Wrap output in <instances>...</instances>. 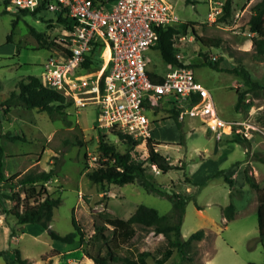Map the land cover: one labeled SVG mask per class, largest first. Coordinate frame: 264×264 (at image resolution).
<instances>
[{"label":"rangeland","instance_id":"374dc122","mask_svg":"<svg viewBox=\"0 0 264 264\" xmlns=\"http://www.w3.org/2000/svg\"><path fill=\"white\" fill-rule=\"evenodd\" d=\"M168 1L178 22L192 21L197 35L221 39L220 46L206 47L189 31L175 37L178 58L192 64L195 78L209 91L219 116L226 120H243L264 131V92L258 96L248 93L245 98L248 105L236 111L234 89L241 87L239 76L202 64L203 53L212 61L221 57L219 65L222 67H233L240 62L254 80L264 82V60H254L250 55L251 36L264 34V21L258 24L256 33L249 30L248 23L252 6L259 0H232L231 14L223 20L220 15L224 0ZM4 8L3 0H0V100L5 99L11 90H17L19 80L28 75H40L44 62L60 48L63 37H67L62 25L45 20L51 18L50 12H43L42 19L31 14L18 16L13 11L4 12ZM30 27L50 39L55 36L56 44L41 47ZM145 60L148 71L164 74L168 70L156 48L145 51ZM95 70L87 71L93 73ZM173 101V96L161 99L158 108L147 111V115L153 120L152 138L161 141L156 149L176 167L165 173L154 165L147 166V170L153 172L155 183L163 191L189 196L181 235L186 239L198 228L205 231L202 239L192 243V264L263 263L264 247L257 230L256 193L245 181L243 168L248 165L255 180L264 185V134L254 130L249 135L250 144L245 147L242 143L228 141L225 136L215 138L200 119L190 116L179 118L181 132L169 111L163 109ZM96 117L95 104L77 107L72 100L62 112L27 109L20 105L12 106L7 112L0 108L2 169L6 177L31 170H54L44 188L61 198L49 224L61 234L73 229L72 216L81 224L87 237L94 232L95 215L100 211L128 218L139 204H144L160 214L171 213L172 203L165 195L146 191L135 183H95L87 177L86 171L99 165V131L105 141L113 143L120 152L130 150L140 160L147 156L146 139H141L131 149L110 129L96 127ZM3 133L19 135L20 139L5 138ZM221 169L234 180L232 187L222 175L214 176ZM35 187L34 193H37L39 186ZM24 190L19 186L9 188L8 184H1L2 196L18 191L22 202L27 199ZM2 196L0 249L6 251L0 255V264H17L13 258L14 249L32 264H95L89 257L77 254V248H80L77 239L67 244L51 239L48 230L38 224H18L11 214L2 212L4 207L15 203L14 199ZM32 200V197L28 199L29 202ZM230 201L235 204V213L227 220L222 207ZM63 255L66 257L62 258ZM178 260L174 252L164 264H175Z\"/></svg>","mask_w":264,"mask_h":264},{"label":"trees","instance_id":"16d2710c","mask_svg":"<svg viewBox=\"0 0 264 264\" xmlns=\"http://www.w3.org/2000/svg\"><path fill=\"white\" fill-rule=\"evenodd\" d=\"M3 3L5 6L6 2L4 0ZM231 8L232 0H224L220 19L228 18L231 14ZM3 11L7 12L8 10L4 8ZM43 12L36 8L35 10L19 9L12 13L18 16L31 14L44 19L43 15H41ZM45 20L57 22L65 29H70L75 23L73 19L61 13L52 14L51 18H45ZM262 21H264V0H259L252 6V13L248 21L249 30L256 33L258 24ZM15 24L16 20L13 21V26ZM194 26L192 21H181L157 27L158 40L152 48L159 50L167 69L173 66L192 67V64H186L177 57L175 37L178 34L188 33L189 31L206 47L220 46V38L201 37L197 35ZM30 31L41 47H50L52 44H56L55 36L50 39L43 32H38L33 27H30ZM251 42L252 51L250 55L252 59L264 60V34L251 36ZM103 46V42H94L92 48L80 62L79 69L90 70L91 68H99L102 63L100 53ZM230 55L232 56L233 54L230 52ZM203 56L205 59L202 64L239 76L241 87L234 89L236 93L234 108L236 111L248 105L245 101L248 93L258 96L264 92V82L260 83L254 80L250 71L240 62L233 67H222L219 65L222 60L221 57L212 61L205 53H203ZM237 59L240 60V57H237ZM164 74H155L148 71L149 77L156 81L161 80ZM70 101L64 94L49 87L40 75H28L25 79L18 81L17 90H11L5 99L0 100V108L7 112L12 106L20 105L27 109L36 108L46 112H62V109L69 105ZM155 108H158V105ZM164 108L169 111L176 127L182 132V122L178 118L179 108H177L175 103H171ZM262 121L264 123V119ZM152 123L153 120H150V125ZM111 131L112 134L131 149L141 140L116 129H111ZM2 136L13 140L20 139L19 135H10L8 133H3ZM224 136L228 141L242 143L245 147L251 141L250 137H244L234 131L223 134L221 138ZM103 137V134L99 131L97 140L99 165L86 171L87 177L95 183L113 182L120 185L135 183L146 191L165 195L172 203L170 214H160L155 208L144 204H139L128 218L112 216L100 211L95 215L94 232L87 237L81 224L72 216L73 229L61 234L49 227L53 211L60 204L61 198L59 195H51L44 188V183L54 175V170L52 168L38 171L31 170L20 175L14 173L6 177L2 169L3 147L0 144V196H2L1 184H8L9 188H14L15 186L24 188L25 196L27 197L26 201L22 202L18 191L10 195L3 194L2 197L14 199L15 203L4 207L2 212L11 214L20 225L38 224L44 227L48 230L49 237L53 240L69 244L77 239L80 244V248H77V254L89 257L95 264H164L174 252L179 257L175 264H192L193 257L190 254L192 243L202 239L205 231L204 228H198L186 239L182 237L181 224L189 196L183 195L181 192L168 193L163 191L155 183L153 172L147 170V166L154 165L161 173H165L169 169L176 167L175 164L169 162L156 149L161 141L152 138V136L147 137V156L145 160H140L130 150L120 152L113 143L105 141ZM219 175H222L224 181L231 187L234 185V180L223 169L214 173V176ZM243 177L256 193L258 239L264 247V185H260L255 180L253 174L250 173L248 165L243 168ZM26 185H30L31 188H25ZM35 186H39L37 193H34L36 191ZM31 197L33 200L29 202L28 199ZM222 213L227 220L232 219L235 213V204L230 201L222 207ZM144 233L149 234L146 235ZM148 241L149 244L146 245ZM5 251V249H0V255L4 254ZM65 257L66 255L62 256V258ZM13 258L17 264H32L27 258L21 257L18 249H14ZM261 264H264V262Z\"/></svg>","mask_w":264,"mask_h":264},{"label":"built area","instance_id":"2783aa9c","mask_svg":"<svg viewBox=\"0 0 264 264\" xmlns=\"http://www.w3.org/2000/svg\"><path fill=\"white\" fill-rule=\"evenodd\" d=\"M9 11L19 9L61 13L75 21L65 29L61 46L49 55L42 80L75 106L97 107L96 127L116 129L133 138L152 136L147 111H154L165 97H174L178 118L201 120L219 139L236 132L244 137L262 129L243 120L219 116L212 97L190 67H169L161 80L146 69L145 51L158 40L157 27L179 21L168 0H4ZM94 42H103L102 63L93 73L79 69ZM107 49V59L103 52ZM179 57V55H177Z\"/></svg>","mask_w":264,"mask_h":264},{"label":"bare ground","instance_id":"6f19581e","mask_svg":"<svg viewBox=\"0 0 264 264\" xmlns=\"http://www.w3.org/2000/svg\"><path fill=\"white\" fill-rule=\"evenodd\" d=\"M104 59L106 60L107 59V49H105V51H104Z\"/></svg>","mask_w":264,"mask_h":264}]
</instances>
